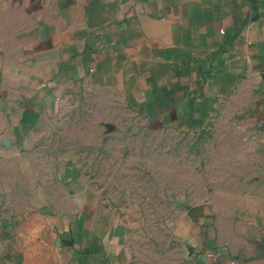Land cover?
I'll return each mask as SVG.
<instances>
[{
  "label": "crops",
  "instance_id": "obj_1",
  "mask_svg": "<svg viewBox=\"0 0 264 264\" xmlns=\"http://www.w3.org/2000/svg\"><path fill=\"white\" fill-rule=\"evenodd\" d=\"M44 79H93L160 131L195 133L219 115L250 116L264 86V0H0V134L13 128L10 116L51 114L36 107ZM25 98L31 106L21 111ZM222 129L231 139L232 128ZM51 130L34 126L14 174L0 143V264H111L98 236L69 228L54 235L57 257L29 246L30 165L38 149L49 160ZM243 230L228 243L210 237L203 264H264V221Z\"/></svg>",
  "mask_w": 264,
  "mask_h": 264
},
{
  "label": "rangeland",
  "instance_id": "obj_2",
  "mask_svg": "<svg viewBox=\"0 0 264 264\" xmlns=\"http://www.w3.org/2000/svg\"><path fill=\"white\" fill-rule=\"evenodd\" d=\"M263 87L250 116L219 115L210 129L189 133L144 123L119 92L93 79L37 83L36 107L51 114L10 116L13 128L0 134L14 174L32 150L34 126H52L49 160L38 149L30 165L36 256L57 257L54 235L69 228L98 236L111 264H203L210 237L228 243L246 223L264 221ZM30 106L20 100L21 111Z\"/></svg>",
  "mask_w": 264,
  "mask_h": 264
}]
</instances>
